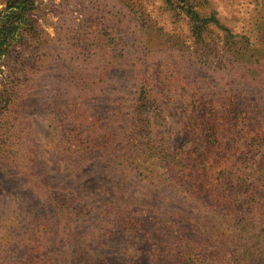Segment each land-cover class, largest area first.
Returning <instances> with one entry per match:
<instances>
[{"label":"rangeland","instance_id":"rangeland-1","mask_svg":"<svg viewBox=\"0 0 264 264\" xmlns=\"http://www.w3.org/2000/svg\"><path fill=\"white\" fill-rule=\"evenodd\" d=\"M191 1L217 21L35 0L0 61V264H232L264 230V0Z\"/></svg>","mask_w":264,"mask_h":264},{"label":"trees","instance_id":"trees-1","mask_svg":"<svg viewBox=\"0 0 264 264\" xmlns=\"http://www.w3.org/2000/svg\"><path fill=\"white\" fill-rule=\"evenodd\" d=\"M2 3L4 6L0 10V61L3 57L7 56L14 41L20 35L19 29L22 30L26 26L31 25V19L29 16L35 7V0H2ZM179 3L181 6H185L192 11L191 14L197 16L199 19L194 2L191 0H179ZM200 20L204 23L217 21L214 15L207 19L200 18L199 21ZM141 94L142 99L145 100L144 102L146 104H153L151 102L152 98L147 91L144 90ZM209 109V112H207V119L201 122V130L203 131L201 132V136H212L216 139L215 137L218 129V125L215 124V121L217 120L215 116L216 111L215 108L212 106L210 107V105ZM229 113L233 117H229L228 119H232L235 122L242 123L246 120L245 117L241 116L242 114H246L242 113V111L230 109ZM88 139H90V137H88ZM243 222H245V220ZM263 234L264 230L257 233L253 231L245 241L241 242L239 246L234 247L233 252L235 257L233 258L232 264H264V249H262V247H264V239H260ZM193 244H195L194 252L188 253L183 252L182 250L180 251V257L184 260L185 264H210V262L206 260L203 250H201L195 242H193Z\"/></svg>","mask_w":264,"mask_h":264}]
</instances>
